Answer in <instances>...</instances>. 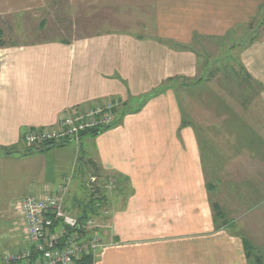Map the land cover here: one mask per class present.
<instances>
[{
	"label": "crops",
	"instance_id": "crops-1",
	"mask_svg": "<svg viewBox=\"0 0 264 264\" xmlns=\"http://www.w3.org/2000/svg\"><path fill=\"white\" fill-rule=\"evenodd\" d=\"M0 31L38 39L0 47V264L24 247L17 203L48 186V159L65 181L64 199L78 154L59 142L23 155L25 132L106 101L127 107L122 121L78 142L88 200L102 207L92 219L110 244L95 264H255L248 247L264 264V144L248 162V186L233 185L225 202L216 194L230 219L215 229L197 133L182 126L178 97L162 86L198 74L201 42L227 38V47L244 46L240 60L261 84L264 107V0H0Z\"/></svg>",
	"mask_w": 264,
	"mask_h": 264
},
{
	"label": "rangeland",
	"instance_id": "rangeland-1",
	"mask_svg": "<svg viewBox=\"0 0 264 264\" xmlns=\"http://www.w3.org/2000/svg\"><path fill=\"white\" fill-rule=\"evenodd\" d=\"M7 33V36H1L0 39L4 40V42L8 40L7 42H11V44H28L38 41L34 33L27 35H18L16 33L10 35V31H7ZM201 44L206 47V52L200 56V51L196 50L198 58L200 57L197 61L198 74H195L193 78L182 76L174 77V79L179 84V88H177L179 92L178 103L180 104V110L182 109V118L190 122L189 125H186L192 127L198 133L197 135L202 139L203 148L206 153L210 144L214 145L212 149L217 153L215 156L214 152V154L209 152L208 160H213L211 162H213V169L216 172L218 181L212 195V200H218L219 202L220 199L216 195L218 191L219 194H222V192L223 194L228 193L230 191L229 189L235 184L248 186L247 182H243L249 179V177H252L249 172L248 162L252 161L251 159L255 160L257 157L263 155L260 145L262 143L264 144V107L261 100H259L260 97L255 96L251 100L252 102L249 107L244 109L242 105L244 97L242 95L240 97L229 95L221 84L222 80L216 78L210 83L199 81L195 84L194 88H188L187 86L181 88V85L185 82L194 80L202 74L204 75L201 67L206 59V55L213 58L216 57V46L211 45L208 40H204ZM166 83L167 81L165 80L162 86ZM141 101L137 98V100L131 101L129 106L139 104ZM70 144L77 147L79 159L77 160V155L74 154L71 160L73 167L65 175L71 181L70 186L68 185V192L62 202L67 213L71 216L78 215L81 217L85 212L88 219L93 220L92 214H96L102 207L98 201L89 202L88 200V195L91 190L87 187V177L83 173L85 166L81 162V158L83 157L81 150L83 149L82 146L84 143L83 141L81 144L75 143V141L67 142V145L70 146ZM22 148H25V146L23 145ZM62 155H66V153H62ZM51 162L52 159L49 158L47 161V180L43 185L58 187L60 184H64L65 181L60 173L57 174L49 167ZM60 162L62 161L59 158ZM224 197L225 200L223 199V202L229 199H226L228 197L226 195ZM74 201L76 203L78 201V210L74 206ZM225 207L223 214L228 223L230 218L227 217L229 215L227 214V210L229 211L227 204H225ZM82 222H84V219ZM96 232L100 235L99 228L96 229ZM100 237L102 236L100 235Z\"/></svg>",
	"mask_w": 264,
	"mask_h": 264
},
{
	"label": "built area",
	"instance_id": "built-area-1",
	"mask_svg": "<svg viewBox=\"0 0 264 264\" xmlns=\"http://www.w3.org/2000/svg\"><path fill=\"white\" fill-rule=\"evenodd\" d=\"M116 107V102L106 101L91 108L68 110L55 124L28 130L23 140L29 148L46 143H78L83 134L104 132L115 126ZM65 191V186L57 192L46 187L17 203L24 226V247L3 253V264H83L81 261L86 258L91 264L96 263L98 255L110 244L97 234L98 223L91 219L82 222L66 212L62 202Z\"/></svg>",
	"mask_w": 264,
	"mask_h": 264
},
{
	"label": "trees",
	"instance_id": "trees-1",
	"mask_svg": "<svg viewBox=\"0 0 264 264\" xmlns=\"http://www.w3.org/2000/svg\"><path fill=\"white\" fill-rule=\"evenodd\" d=\"M248 34V33H247ZM3 36L2 31H0V37ZM227 39V38H226ZM226 39H222V38H208V40H212L213 41V45H215L217 47V54L216 57H210L209 55H206V59L203 62V66L201 67L203 70L204 75H200L199 77L195 78L194 80H189L188 82H185L183 85H181V88L183 86H187L188 88H194L195 84L199 81H203L205 83H210L213 82V80L216 79H220L221 84L223 85V88L229 93V95L232 96H237L240 97L241 95L244 97L243 98V103L242 105L244 106V109L248 108L249 105L251 104V100L253 99V97H260V94L262 92V86L260 83H258L257 81H255L253 78L250 77V75L248 74V72L246 71L245 67H243L241 60H240V50L243 49L244 46H242L240 43L236 44L235 42L230 43L229 47H227L224 42L226 41ZM248 39V44H250V42H252L253 40L257 39V36H250ZM195 40H201V37L195 36ZM200 48L198 49L200 51V56H202V54L204 52H206V47L203 46L202 44H199ZM246 45V46H247ZM7 44L0 39V47H6ZM241 46V47H240ZM198 54V53H197ZM200 59V57L198 58ZM180 80V79H178ZM167 83L164 84L163 86L166 89H173V91L176 93L178 99H179V92L178 89L179 88V84H177L178 81H176L174 79V77H172L171 79L166 80ZM184 88V87H183ZM158 90L154 89L150 92H148V94H146L143 98H142V102L137 104V106H130L133 110V112H137L138 110L141 109L142 104L149 98L152 96L157 95ZM261 100V99H259ZM220 101H222V99H220ZM262 102V100H261ZM129 106V105H128ZM127 107L124 105H120L117 106L114 109L113 112V116L115 118V122L114 125L119 124L122 121V117L124 116V114L126 113ZM182 111V109H181ZM190 122L185 121L184 118H182V126H184V124H188L189 125ZM94 135L100 134L102 132L100 131H92L91 132ZM196 133V132H195ZM198 134V133H197ZM196 134V138H197V146L199 149V153H200V161H201V165H202V172H203V176H204V184L206 187V190L208 192L209 196V205L211 207V211H212V218H213V225L215 229H219V228H223L226 224H227V219L225 218L222 208L221 206H219L218 200H212V195L215 191L216 188V183L217 181V176H216V172L213 169V160H208V154L209 152L214 154L215 151L214 149H212V147H214L213 144H210L208 146V150L207 153L205 151V149L203 148L204 145L202 143V139L199 138V136ZM210 143V141H208ZM207 142V143H208ZM59 145V144H58ZM57 144L54 143H46V145L42 146V147H35V148H28L24 151L23 155H28V154H34L35 152H41L44 150H47V148H51V147H56L58 146ZM17 148L15 146H12L10 148H4V151L6 153H11L12 151L16 150ZM214 152V153H213ZM217 155V153H215V156ZM84 217V216H83ZM81 217L79 218L80 221H82L84 218ZM248 258L250 259L251 257H253L254 263L257 264V262L259 261V258L257 256V254H254L252 247H248ZM83 264H91L90 260L88 258L86 259H82L81 261Z\"/></svg>",
	"mask_w": 264,
	"mask_h": 264
}]
</instances>
